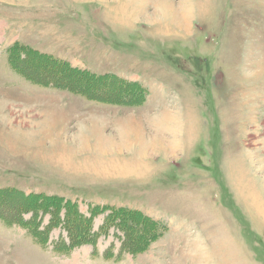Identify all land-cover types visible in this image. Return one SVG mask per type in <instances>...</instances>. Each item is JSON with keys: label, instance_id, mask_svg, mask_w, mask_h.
Instances as JSON below:
<instances>
[{"label": "rangeland", "instance_id": "1", "mask_svg": "<svg viewBox=\"0 0 264 264\" xmlns=\"http://www.w3.org/2000/svg\"><path fill=\"white\" fill-rule=\"evenodd\" d=\"M0 264H264V0H0Z\"/></svg>", "mask_w": 264, "mask_h": 264}, {"label": "trees", "instance_id": "2", "mask_svg": "<svg viewBox=\"0 0 264 264\" xmlns=\"http://www.w3.org/2000/svg\"><path fill=\"white\" fill-rule=\"evenodd\" d=\"M20 45L21 44H14L13 46H11L8 49L9 61H10L11 66L15 70H17L21 74H25V75L28 76V74L26 72L22 71L21 63H18L16 65V64H14L13 59H14L15 55H19L21 52L24 51V49H33V48H31V47H21V46H24V45H21V46ZM25 54L27 55L26 52H25ZM73 70L79 76L86 75V76H88V78H93L94 80L100 81V83L101 82H103V83L107 82V84L105 86H109V88H110L109 91L107 92L108 96H110V98H111V96L116 98L115 100H112V101H109V102H114V103H118V104H121V105H127V106H132L133 107V106L142 105L143 103H145L147 95L149 94V92L146 89V87H143L139 82H136V81L132 82V81H129L127 79L119 78L117 75H114V74H108V75L104 74L103 76L98 78L95 75H93V74H91L89 72L83 71L81 69H74L73 68ZM34 81H36V80H34ZM103 83L100 84L101 85L100 87H102ZM40 84L46 85V86L49 85L47 82H44V81H40ZM72 84H74V83H71L70 85H72ZM77 84H78V82H77ZM78 86H79L78 89L81 90L83 93H86V94H88V95H90L92 97H95L96 99L99 98L96 95L98 93H102V92L98 91V86L97 87L91 86L89 81H88V84H87V82H85V83L78 84ZM65 87H66V85H65ZM113 87L116 88V92H114L112 90ZM110 98H104V101H107V99H110ZM51 198L52 197L44 196L43 197L44 204H39V205H34V206H27L26 204H24V206H23L24 211L27 210V209L35 208V209H42L44 212L45 211L48 212V210L50 208H54V210L51 213H53L54 216H57V214H59L61 212V210H65V212H66L65 213V219H66V223H67L66 226H67V230L69 231V234H70L71 237H74V236H78L79 237L81 235V233L83 232V230L81 228V225H85L86 224V226L90 227L91 222H92V218L85 217L79 211V208H78L77 204L73 203L70 200H65V203H62V199L61 198L59 200L60 203L59 202H55V203L48 202L47 199H51ZM51 203L54 204V205H51ZM130 212L131 211L122 209V210H118L116 212V214L121 215L122 218L125 221H127V220L131 219ZM131 214H134V213L132 212ZM111 216H115V215L112 214ZM17 220L19 222L23 223L25 226L29 227L30 230L35 235L39 236V239L42 242H45V240L41 237V232L37 231V229H34L33 226H32V223H30V222L24 223L21 217L18 218ZM74 231H78L77 235H75ZM141 237H143L142 238L143 241L146 238L145 234L139 235V238H141ZM77 245H79V242L72 241L71 245H69V246L65 245V246H63V247H61L59 249L68 251L70 248H73V247H75ZM140 246H141V244H140ZM126 248H129V247L126 246ZM141 249H143V245L139 248V250H141Z\"/></svg>", "mask_w": 264, "mask_h": 264}, {"label": "bare ground", "instance_id": "3", "mask_svg": "<svg viewBox=\"0 0 264 264\" xmlns=\"http://www.w3.org/2000/svg\"><path fill=\"white\" fill-rule=\"evenodd\" d=\"M185 23H186V21L185 22H180V24H185ZM178 26H181V25H179V23H178ZM183 27H185V26H183Z\"/></svg>", "mask_w": 264, "mask_h": 264}]
</instances>
